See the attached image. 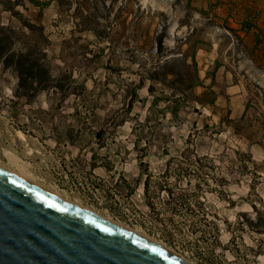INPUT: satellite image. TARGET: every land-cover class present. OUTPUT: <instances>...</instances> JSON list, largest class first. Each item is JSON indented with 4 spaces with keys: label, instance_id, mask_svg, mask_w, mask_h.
Segmentation results:
<instances>
[{
    "label": "rangeland",
    "instance_id": "1",
    "mask_svg": "<svg viewBox=\"0 0 264 264\" xmlns=\"http://www.w3.org/2000/svg\"><path fill=\"white\" fill-rule=\"evenodd\" d=\"M9 2L0 22L42 29L63 89L18 97V78L0 66V160L11 167L16 153L40 183L188 262L264 264V63L253 52L264 0ZM193 54L195 99L150 78ZM248 96L252 125L236 126ZM186 148L188 160L210 161L207 182L172 173Z\"/></svg>",
    "mask_w": 264,
    "mask_h": 264
},
{
    "label": "water",
    "instance_id": "2",
    "mask_svg": "<svg viewBox=\"0 0 264 264\" xmlns=\"http://www.w3.org/2000/svg\"><path fill=\"white\" fill-rule=\"evenodd\" d=\"M0 264L190 263L0 166Z\"/></svg>",
    "mask_w": 264,
    "mask_h": 264
},
{
    "label": "trees",
    "instance_id": "3",
    "mask_svg": "<svg viewBox=\"0 0 264 264\" xmlns=\"http://www.w3.org/2000/svg\"><path fill=\"white\" fill-rule=\"evenodd\" d=\"M58 1L63 6L66 0ZM9 3L11 4V8L10 6L5 8L4 6V9H12V5L16 4V2L12 4V0ZM25 28L28 29L29 33L24 31ZM243 28L246 31H250L252 26L246 22ZM256 28L258 31L255 34L253 46L254 59L257 62L264 63V28L260 26H256ZM24 29L17 30L0 22V66L3 70H10L18 78L15 89L16 96L24 97L31 101L32 96L37 95L40 91H59L63 88L59 82V78L52 74L51 68L47 64V54L43 47L45 36L42 29L40 32L37 25L30 22H24ZM162 38L163 35L159 38L160 46H162ZM192 60V64H190L185 57L167 58L157 65L162 72L160 73L155 70L150 75V78L170 84L173 89V95L170 97L179 95L185 102L189 99H195L194 88L199 84L195 54L192 55ZM170 75H172L171 79L168 78ZM257 107L256 102L252 100L251 96H248L245 112L241 119L236 122V126L241 125V123H244L245 126L252 125L248 122V114L252 108L257 109ZM189 151L190 149L186 148L182 152L184 160H180L176 166H173L174 170L172 173L185 177L193 171L198 178L207 182V178L210 177L211 173L206 168L208 164H211L210 161L204 165L202 158L197 157L194 160H188L187 154ZM165 174L164 176H169L168 169ZM166 181L168 182L169 180ZM145 188L149 191L148 182H146ZM160 189L163 190V186L160 185ZM168 191L173 194L171 188ZM184 194L182 192L178 197H182Z\"/></svg>",
    "mask_w": 264,
    "mask_h": 264
},
{
    "label": "bare ground",
    "instance_id": "4",
    "mask_svg": "<svg viewBox=\"0 0 264 264\" xmlns=\"http://www.w3.org/2000/svg\"><path fill=\"white\" fill-rule=\"evenodd\" d=\"M8 156L10 158L11 167L10 166H6L1 160H0V166L6 168L7 170H10L11 172L17 174L18 176L22 177L23 179H25V180H27L29 182H32L33 184H36V185H38V186H40V187H42V188H44L46 190H49L50 192H52L53 194H55L57 197H59L61 199H64V200L69 201L71 203H74V204H76V205H78L80 207H83V208L87 209V210L93 211L98 216H100V217H102L104 219H107V220L111 221L112 223H115L117 225L123 226L124 228L132 230V231H134L137 234H141L142 236L146 237L148 240H150L152 242H156V243L162 244L166 249L169 250V252L174 253V254L178 255L179 257H181L183 260H185L184 257L181 254H179L175 250L167 247L166 245H164L163 243L157 241L156 239L144 234L143 232H141V230H139L137 228L136 229L131 228L130 226L125 225L124 223H121L119 221L114 220L110 216L103 215L100 212L95 211L94 209H91V208L85 206L79 200H74V199L70 198L68 195H64L61 192V190H59L58 188L49 187L46 184L40 183L37 180V178L34 176V174L29 171L26 163L24 162V160L20 156H18L16 153L11 152V151H8ZM189 263L190 264H195L193 262H189Z\"/></svg>",
    "mask_w": 264,
    "mask_h": 264
},
{
    "label": "snow or ice",
    "instance_id": "5",
    "mask_svg": "<svg viewBox=\"0 0 264 264\" xmlns=\"http://www.w3.org/2000/svg\"><path fill=\"white\" fill-rule=\"evenodd\" d=\"M105 231H107V229H105ZM146 247V246H145ZM153 251H157L156 249H153ZM159 255H163V253H158Z\"/></svg>",
    "mask_w": 264,
    "mask_h": 264
}]
</instances>
